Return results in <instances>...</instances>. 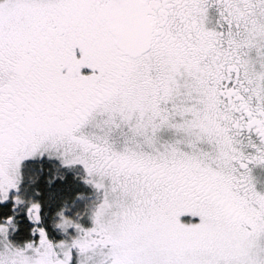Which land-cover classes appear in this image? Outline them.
<instances>
[{"label": "snow or ice", "instance_id": "snow-or-ice-1", "mask_svg": "<svg viewBox=\"0 0 264 264\" xmlns=\"http://www.w3.org/2000/svg\"><path fill=\"white\" fill-rule=\"evenodd\" d=\"M0 264H264V0H0Z\"/></svg>", "mask_w": 264, "mask_h": 264}]
</instances>
